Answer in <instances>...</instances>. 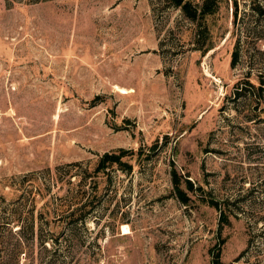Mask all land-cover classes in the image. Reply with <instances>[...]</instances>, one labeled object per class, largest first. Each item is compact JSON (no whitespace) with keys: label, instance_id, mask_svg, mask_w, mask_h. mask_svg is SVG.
Instances as JSON below:
<instances>
[{"label":"rangeland","instance_id":"374dc122","mask_svg":"<svg viewBox=\"0 0 264 264\" xmlns=\"http://www.w3.org/2000/svg\"><path fill=\"white\" fill-rule=\"evenodd\" d=\"M217 2L197 22L159 0H0V180L50 169L64 208L87 175L74 264H264V19Z\"/></svg>","mask_w":264,"mask_h":264},{"label":"trees","instance_id":"16d2710c","mask_svg":"<svg viewBox=\"0 0 264 264\" xmlns=\"http://www.w3.org/2000/svg\"><path fill=\"white\" fill-rule=\"evenodd\" d=\"M12 1L6 0L8 5ZM159 1L166 6L179 8L187 18L197 22L218 9L217 0H202L200 4H192L190 0ZM251 2L250 7L254 15L258 19H264V0H251ZM236 14L235 11V17ZM237 58L238 48H235L232 52L231 65L236 64ZM249 87L251 86H247L244 81L238 82L235 91L238 95L250 93ZM259 87L261 88V85ZM126 152L123 148L105 152L96 163V172H104L106 168L114 165L122 169L125 163L122 158L127 154ZM72 165L79 164L73 163L69 166ZM78 176V185L82 190L78 191L77 201L74 204L65 203L64 208L58 207L54 202L56 197L52 192L54 186L52 182H56L57 177L55 178L50 169L14 175L7 180L9 184L0 180V264H19L20 256H25L24 260H26L27 249L34 245L47 252L48 255L44 259L47 257V262L50 264H74L76 258L73 249L81 238L79 231L87 229L86 220L92 210L91 207L88 208L89 202L85 199L86 190L83 189L87 175ZM67 182L72 184L70 179ZM171 182L181 200L187 202L189 200L187 192H194L192 182L185 177V187H182L181 175L175 167L171 168ZM38 202L39 207H37ZM211 205L219 210L220 227L228 224L229 215L219 207L217 201H212ZM211 256L213 258L211 264L220 263L218 248Z\"/></svg>","mask_w":264,"mask_h":264},{"label":"bare ground","instance_id":"6f19581e","mask_svg":"<svg viewBox=\"0 0 264 264\" xmlns=\"http://www.w3.org/2000/svg\"><path fill=\"white\" fill-rule=\"evenodd\" d=\"M124 229H125V228H124ZM124 229H123V230H124Z\"/></svg>","mask_w":264,"mask_h":264}]
</instances>
